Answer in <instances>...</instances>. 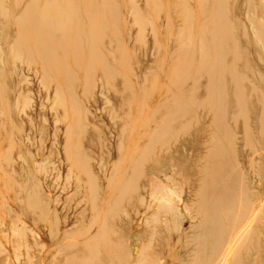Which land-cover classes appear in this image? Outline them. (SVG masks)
Returning a JSON list of instances; mask_svg holds the SVG:
<instances>
[{
	"label": "bare ground",
	"instance_id": "1",
	"mask_svg": "<svg viewBox=\"0 0 264 264\" xmlns=\"http://www.w3.org/2000/svg\"><path fill=\"white\" fill-rule=\"evenodd\" d=\"M9 1L13 17L2 25L9 11L0 0V188L16 202L1 213L0 264L7 254L48 264L49 236L24 219L38 216L59 230L65 255L56 264H264V31L252 26L253 41L234 23L241 8L264 14V0H146V14L132 0ZM194 15L203 22L196 38ZM174 20L163 43L176 41L185 58L169 86L198 75L205 84L194 79L146 136L127 134L136 87L107 60L152 63L159 27L163 34ZM195 43L199 59L188 64ZM175 108L190 109L192 123L171 130ZM142 121L139 112L132 125ZM200 129L205 145L181 164L182 146ZM172 180L176 189L165 184ZM183 214L194 220L191 234L180 231Z\"/></svg>",
	"mask_w": 264,
	"mask_h": 264
},
{
	"label": "rangeland",
	"instance_id": "2",
	"mask_svg": "<svg viewBox=\"0 0 264 264\" xmlns=\"http://www.w3.org/2000/svg\"><path fill=\"white\" fill-rule=\"evenodd\" d=\"M8 4L10 6H8V18H6V20L3 21V23L1 22L2 25L9 24L11 18L13 17L12 14V4L9 0ZM134 5L136 6V8H138V10H140L143 14H146L147 11H149V2L147 4L146 0H132ZM161 1V0H159ZM232 1V0H229ZM241 1V0H240ZM114 2H120L122 5H124V7L126 6L125 4L129 2V0H114ZM175 2V0H174ZM178 1L176 0V3ZM253 3L255 5L261 6L262 1L261 0H253ZM128 7V6H126ZM259 9H254V8H246V10L244 8H241L242 12V18L243 20H237L234 21V23L239 24L244 31H246V34L249 36V38H252V32H251V27L255 26L258 34H262L263 35V28H264V14L261 12V8L258 7ZM118 13V11H117ZM120 13V12H119ZM160 14L162 15L163 13L160 12ZM246 19H245V17ZM129 14H127L128 16ZM11 16V18H10ZM129 17V16H128ZM8 19V20H7ZM252 19H256V21L254 22ZM180 23V21H173V23L170 25V27H168V29H166L163 34L161 32V27H159L158 32L161 35H156L155 39H157L158 44L160 45V47L158 46V52L159 54L156 56L155 59H153L151 57V60L153 61L152 63L148 62V61H141L138 59H133L132 57H129V55H126L127 59H124V57H120L119 58V62L116 61L115 59H109L107 60L108 63H110L114 68L117 69L118 73L122 76L125 77L129 80L130 85L135 86L136 88L133 89L132 91V98L129 104V107L126 108L128 111L127 113L130 115V118L128 120L124 121V125H128L126 128V133L128 132L129 134H134V135H138L139 133H141L142 136H146L151 130H153L154 128L160 127L162 125V119L163 117L171 111V109L173 107H175L177 105V103L175 102L177 99V97H181L182 92L184 91L185 88H188L194 81V79H196L198 81V85L201 87L203 86L205 83V79L204 77L198 75L199 77H190L188 79H186V81L182 84L181 88H174L172 86H169L168 83V73L169 71L173 68V67H177V64H180L183 62L184 58H185V53L183 52L184 49H182L181 46H179L176 41L172 44V46H170V48L167 45V49L165 44L163 43L165 41V38L167 37V34L170 33V30L172 29L173 26H177ZM254 23V24H253ZM109 24L111 25H115V22L109 21ZM203 22L198 19V16H192L191 18V22L190 25H194V28H192V36L194 38H196V32L198 30H200V27L202 26ZM1 31V29H0ZM127 34L126 33H122L120 35H117L116 37L119 38L118 39V43L120 38L124 39L126 38ZM115 37V36H113ZM253 41H258L256 39V36H253L252 38ZM10 39L4 41V46H3V50L6 54H8L9 52H7L8 50H6V48L10 45ZM7 43V44H6ZM9 43V44H8ZM127 44V43H126ZM125 44V45H126ZM8 45V46H6ZM151 46H148V49H150ZM186 51V50H185ZM175 52L174 55H170L171 53ZM260 56L262 58H264V47L263 50H260ZM197 59H199V49L197 44L195 43V45L192 47V51L188 57V59L186 60L187 62H189L188 64H195L197 63ZM185 62V61H184ZM127 63V65H126ZM118 64H121V67L118 66ZM146 68H149V70L146 72L145 77L143 76V70H146ZM141 84V89H138V86ZM200 91V92H199ZM197 93L198 95L203 91V90H199ZM197 95V96H198ZM176 99V100H175ZM182 100V98H181ZM97 107V106H96ZM94 108L92 113L95 114L94 117L95 119H99L101 117V119L99 120L102 121L103 126L105 129L111 128L112 129V124H111V120L110 118H106L105 116L102 117L101 116V112H99L97 108ZM156 109V110H155ZM190 110V109H189ZM189 110L187 109H176L175 111L177 113V115L175 116V120L174 122L171 124V130H178L179 128L183 127L185 128V126L190 125L191 122V114L190 112H188ZM230 109H228L229 111ZM140 112V117L143 119V121L140 124L137 125H132V118L135 117L138 113ZM152 117L150 116V114H153ZM100 114V115H99ZM119 114V119L123 118L125 114H122V110L118 111ZM97 115V116H96ZM144 115V116H143ZM131 121V122H130ZM204 124H207L206 122ZM132 125V126H131ZM141 125H144V127H142V130H139L137 127L140 126L141 129ZM135 127V128H133ZM114 129V128H113ZM199 129V128H198ZM127 133V134H128ZM199 134V135H198ZM198 136H194L189 139L185 145H183V150L185 152H183L182 154V158H179V160L181 161V164L183 163H187V161H189L190 159L194 158L195 155L194 154H190L191 152H194L196 150V146L195 144L197 143L199 146H204L206 141L205 138L203 137V130L200 129L198 130ZM140 135V134H139ZM186 136H188V131L185 134H182L179 136V138H186ZM125 137H127V135H125ZM189 138V137H188ZM125 144H127V141H125ZM127 148V147H126ZM124 147V151L128 150ZM133 149V148H132ZM135 149V148H134ZM159 153H156V156H159ZM177 157V156H176ZM175 156L171 155L169 157L168 163L170 165H173L174 167L177 166L176 160L178 158H176ZM157 165V163H156ZM190 168H192V166H190ZM184 172L186 174H191L193 173V171H185ZM162 182L164 181V179L161 180ZM175 182L169 181V182H165L166 185H168L170 188L172 189H176V186L174 184ZM45 198V196H43V199ZM47 199V198H45ZM16 202V197H15V193L11 188H0V219H2V215L1 213L4 211L9 210L10 206H12V204L15 205ZM40 209V208H39ZM161 216H158V225L157 226H163L164 222H165V216H163L164 214H160ZM24 219L26 220L27 224L30 225V227L33 228V226L38 229L40 231L41 229V236L43 237H47L49 236V240H50V244L51 247L48 248V254H50V257L48 258V264H56L55 260H61L64 255H65V251H64V246H60L59 245V237H57L59 235V230L58 232H53L52 230H49L47 228L44 227L43 222L45 221L43 217L40 218V216H38L37 218H26L24 217ZM192 224H194V220L189 217L187 214H183L181 223H180V231L183 234H191L192 232ZM33 225V226H32ZM46 231V233H45ZM46 234V235H45ZM5 235V234H4ZM4 235H0V240H5ZM3 246V245H1ZM57 247V248H56ZM56 248V250H55ZM62 248V249H60ZM59 249V250H58ZM54 251V252H53ZM63 251V253H62ZM32 252V256H39L40 251H31ZM57 252V254H55ZM52 253V254H51ZM54 254V255H53ZM134 255L136 256V254L134 253ZM53 262H52V259ZM59 257V258H58ZM6 258L8 259L9 264H23L24 261L26 260V258H24V256H22L21 258H19L17 260V262L13 260H11V256L9 254L6 255ZM163 259L159 261V264H164ZM33 264V262H32Z\"/></svg>",
	"mask_w": 264,
	"mask_h": 264
}]
</instances>
